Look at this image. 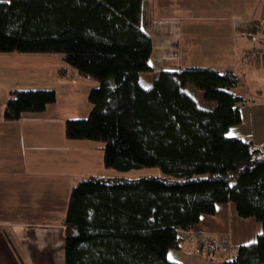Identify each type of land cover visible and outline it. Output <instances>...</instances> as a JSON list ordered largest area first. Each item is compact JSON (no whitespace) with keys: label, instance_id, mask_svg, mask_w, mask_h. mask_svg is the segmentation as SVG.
I'll return each mask as SVG.
<instances>
[{"label":"trees","instance_id":"obj_1","mask_svg":"<svg viewBox=\"0 0 264 264\" xmlns=\"http://www.w3.org/2000/svg\"><path fill=\"white\" fill-rule=\"evenodd\" d=\"M142 4L0 1V53L58 54L66 63L58 72L72 68L96 83L87 95L89 113L67 119L65 137L101 142L106 168L160 171L136 178L92 175L75 183L62 221L63 262L181 264L168 252L182 248L201 215L231 202L262 232L232 253L215 242L198 249L207 245L206 255L222 264H264V150L228 135L249 100L238 89L242 78L195 66L160 71L145 86L141 75L151 71L152 42L140 25ZM187 86L201 93L205 106ZM55 101L54 89L11 90L3 116L16 120Z\"/></svg>","mask_w":264,"mask_h":264},{"label":"crops","instance_id":"obj_2","mask_svg":"<svg viewBox=\"0 0 264 264\" xmlns=\"http://www.w3.org/2000/svg\"><path fill=\"white\" fill-rule=\"evenodd\" d=\"M260 20H264V0H143L140 25L151 39L152 51L151 71L141 75L142 83L149 87L156 73L187 67L235 71L242 78L238 89L249 100L241 107L240 123L230 127L228 135L264 150V59L241 55L264 44V35L257 29ZM30 58L38 57L0 53V242L12 236L34 245L41 228H55L57 237L63 231L73 185L95 176V161L103 163L99 161L103 152L99 156L94 143L68 139L64 134L67 119L84 118L92 107L88 102L84 109L68 115L75 91L87 98L96 83L79 78L72 68L62 73L57 67L26 63ZM15 89H54L56 101L42 112H25L19 119L8 120L4 108ZM44 205L48 217L41 220ZM59 205L61 210L56 213ZM26 215L34 218L26 219ZM192 231L209 235L218 245L224 240L228 249H222L232 253L237 246L254 242L262 225L254 218L240 217L228 202L217 205L214 214L201 215ZM206 246L198 249L185 238L182 248L171 250L168 257L181 264H222V258L206 255ZM0 264H5L2 257Z\"/></svg>","mask_w":264,"mask_h":264},{"label":"rangeland","instance_id":"obj_3","mask_svg":"<svg viewBox=\"0 0 264 264\" xmlns=\"http://www.w3.org/2000/svg\"><path fill=\"white\" fill-rule=\"evenodd\" d=\"M26 54V53H25ZM29 56H36L38 58H30L32 61L28 60L26 63L30 62L32 64H37L41 67L46 68H55L58 69L61 68V66L66 65V63L62 60L61 56L58 54H44V53H27ZM49 66V67H48ZM143 80L145 77L142 78ZM146 80V79H145ZM148 82V81H145ZM52 85V83H50ZM187 92L192 93L194 95L195 100L200 106H205L206 102L203 100L201 93L194 91L191 87L187 86L185 89ZM76 92V99L72 102L71 105H69L68 110L66 111L68 115H71L73 113H77L74 111V109H84L86 105H89L86 96L84 97L82 95V91H75ZM79 114V113H78ZM56 133V128H55ZM94 143L95 148L94 152L95 154H100V151H102L103 144L101 142L96 141H90ZM99 152V153H98ZM103 152V151H102ZM95 157V155H94ZM99 161L102 163V158L99 159ZM96 164V170L95 176H124L129 178H136L146 175H152V174H159L160 171L157 168H141V169H132L129 171H118L110 168L103 167V163L97 165V161H95ZM102 166V167H100ZM102 170V171H99ZM56 209L54 210L56 213L60 212V205L55 206ZM48 209L47 206H41V215H39V218L41 220H44L48 217V214L45 213ZM34 218L31 215L27 216L26 219ZM38 218V217H36ZM44 223L42 225L45 226ZM50 224V223H48ZM46 227L40 229V234L38 237L34 238V245H30L26 239H18L13 238L12 236L9 237H3L0 242L1 252L0 257H2V261L5 262V264H64L63 262V234L62 231H59L58 237L55 233V228L48 229ZM59 230V229H58ZM193 233L203 235L205 239L214 240V238L210 237L207 234L198 233L197 231H194ZM48 235L51 239L48 238ZM188 238V236H186ZM22 240V241H21ZM17 242L21 245L17 247ZM188 242L191 244L192 241L188 238ZM222 245L221 247L228 249V243L224 240L222 243H219ZM196 245V244H194ZM197 246V245H196ZM15 247H17V250H13ZM21 250V251H20ZM23 251V252H22Z\"/></svg>","mask_w":264,"mask_h":264},{"label":"built area","instance_id":"obj_4","mask_svg":"<svg viewBox=\"0 0 264 264\" xmlns=\"http://www.w3.org/2000/svg\"><path fill=\"white\" fill-rule=\"evenodd\" d=\"M257 29L260 33L264 34V20H260L257 24ZM242 56H250V57H257V58H264V45H255L251 47L248 51L242 52ZM194 231L186 232V236L198 246L204 245L207 243H213L214 241L205 239L203 235L193 233Z\"/></svg>","mask_w":264,"mask_h":264}]
</instances>
